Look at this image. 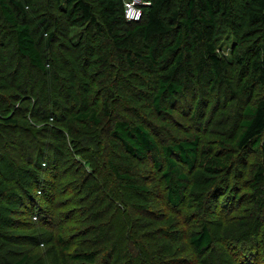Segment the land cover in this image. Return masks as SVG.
I'll return each mask as SVG.
<instances>
[{
    "label": "trees",
    "instance_id": "16d2710c",
    "mask_svg": "<svg viewBox=\"0 0 264 264\" xmlns=\"http://www.w3.org/2000/svg\"><path fill=\"white\" fill-rule=\"evenodd\" d=\"M64 1L71 20L81 27L86 26L90 31L88 33L89 42L79 43V41L75 45L76 48L74 47L78 52L75 55L80 66L88 67L86 64L88 58L85 55L95 51L94 44H90L94 39L91 30H94L96 36L106 31L122 64L130 66L133 65L135 59H139L138 61L152 72L163 69L164 72L155 96V107L158 112L169 115L173 112L167 109L161 110L162 97L169 95L173 98L183 93L185 81L176 82L175 76L181 67H184L182 75H185L186 71L192 67V56L201 47L204 53L195 68L196 74L209 69L213 77L211 85L213 88L226 83L233 96H241L233 80H227V75L232 72L230 64L217 53V39L221 23L224 22L232 27L240 20L239 12L234 4L235 0H145L150 5L145 7L143 20L139 23H131L125 19L124 0H98L102 10L99 13L100 18L96 17L94 9L85 0H57L58 7H64ZM0 12L6 27L14 37L17 57L13 55L9 58L8 66L5 65L0 70L2 74L0 81H4L6 86L13 88L16 93L25 94L24 101H34L31 104L32 108L27 110V113L30 111L31 117L29 125L22 124L15 116L0 114V162L5 161L9 163V166L10 164L15 165L22 173L6 182L5 188L0 190V241L6 243L0 244V252L5 251L7 244L12 242V237H7L5 232H1V228L16 227L18 224L25 229L28 227L47 229L53 226L57 219L60 224L53 226L56 236L54 241L59 248L62 264H72V262L103 264V247L99 248L103 245V241L96 242L102 240L105 233H103V225H101L102 228H97L96 226L99 225L93 223L97 221L101 213L103 214V201H101L103 197L98 194L99 189L93 188L95 178L101 171L100 165L103 167V126L112 127L109 131L112 138L118 140L123 150L133 158L140 161L152 158L153 165L161 172L166 184V199L171 207L178 209L188 199L186 190L191 178L185 172V167L191 172L197 171L191 189L193 193L191 207L194 206L195 201L199 207H203L210 194V188L217 187L219 191L224 190V186L217 182L221 174L229 171L230 162L233 161L231 154H225L222 151L215 156H202L199 138L160 148L145 126L132 123L126 115L123 119H113V102L116 100L112 98L108 89L104 102L98 110L90 107L81 110L78 107L75 112L76 95L82 96L81 88L84 83L80 81L81 84L76 86L74 82L73 85L68 77L61 78L58 74L48 70L44 56L38 48L40 40L44 37L48 38L46 47L52 49L55 33H49L48 26H45L41 29L39 40H36L33 30L27 23L25 6L19 0H0ZM242 20L244 24L242 36L255 42L253 49L257 54L252 63L250 84L252 82L263 83L264 0H249ZM44 23H46L45 18L39 21L38 27ZM170 38L172 44L166 47L164 56L157 59L158 48ZM0 48L5 49L1 44ZM17 59H20V62L15 61ZM99 60L103 64V56ZM80 61H84L85 64ZM23 65H26L28 71ZM29 67L41 73L43 77H49L52 83L51 88L38 87V79L31 74ZM83 71H86L85 68ZM184 79L189 80V77L185 75ZM10 80L11 85H9ZM101 82L100 94L103 93V81ZM246 87L248 88L249 84ZM196 109H198V102ZM69 117L73 119V122L92 125L83 131L76 129L78 136H88L82 142L77 143L72 139L75 135L72 129H69V134H67L58 127L56 130L47 126L42 127L43 125L42 128L40 127L41 123H49L50 120L53 126L65 122L64 127L67 129L72 126L66 122ZM49 129L52 132L53 141L46 140ZM263 134L264 100H260L255 105H249L244 109L240 134L231 141L222 140L221 150H226L228 146H233L234 149L242 152L257 149L262 144ZM79 157L87 161V165L91 164L92 170L94 169L93 173L89 172L88 178L85 177L86 172L84 171L87 167L79 164L78 160V162L75 161ZM71 159L76 163H71ZM94 159L97 161L99 159L100 162L94 163ZM20 161L23 164L18 166L17 162L20 163ZM110 167L119 187L134 195H146L150 192L146 184L122 172L117 165L111 164ZM90 180H94V183L88 186ZM252 180V187L255 191L254 201L262 203L261 197L264 194V168L262 166L258 167ZM61 190L62 193L65 192V195L69 193L70 196L58 203V192L60 193ZM218 201V196H214V202L218 203ZM8 203L21 206L23 210L20 209V213L28 214L30 220L19 222L20 219L15 218L19 211L15 208L8 209L11 215L3 214L2 205L6 206ZM120 206V204L117 205V211L120 210ZM186 217L187 225L196 224V227H200L197 233L188 234L186 239L193 250L199 255H205L214 245L210 229L206 224L201 225L198 218L197 221L193 219L194 222H191V216ZM67 225L72 227L70 240H66L63 236ZM90 235L98 239H86L77 244L79 237L86 238ZM250 236L247 237V234L242 237L227 235V249L239 257V264H250L251 260L254 263L259 260V252L257 249L254 250V238ZM25 237L28 238L24 240L36 247L44 246V240L48 239L46 234L41 236L35 233ZM74 243L82 250L78 249L69 254ZM246 250H250L249 254H244ZM112 251L117 252L115 249ZM7 252L9 250L3 253ZM16 253L21 254L17 251ZM22 254L26 255L12 264H25L29 259V254L27 252ZM43 259L44 256L40 255V264ZM175 264H195V261H176Z\"/></svg>",
    "mask_w": 264,
    "mask_h": 264
},
{
    "label": "rangeland",
    "instance_id": "374dc122",
    "mask_svg": "<svg viewBox=\"0 0 264 264\" xmlns=\"http://www.w3.org/2000/svg\"><path fill=\"white\" fill-rule=\"evenodd\" d=\"M19 1L25 6L27 23L33 30L36 40H39L41 29L45 26H48L49 33H55L52 49L46 47L48 38L43 37L38 45L44 56L47 69L58 74L61 78L68 77L73 85L74 82L76 86L81 82L84 83L85 89L83 90V86L81 88L82 96L76 95L75 112L78 107L81 110L88 107L98 110L104 102L108 89L112 98L116 100L113 102V119H123V116L126 115L132 123L145 126L154 136L160 148L199 138L202 156H215L223 151L225 154H231L233 159L230 162L229 171L221 174L218 178L217 183L224 186V190L219 191L217 187L210 188V194L203 207H199L196 201L193 202V207L190 206V202L193 200L191 189L197 171L191 172L185 167V172L191 178L186 190L188 199L181 207L175 209L169 205L166 199V184L161 172L153 165L152 158L145 161L133 158L123 150L118 140L112 138L109 132L112 127L103 126V167L100 165L101 171L97 174L95 183L94 180L88 182V186L94 183L93 188L99 189L98 194L103 197L101 200L103 201V214L101 213L97 221L93 222L99 225L96 226L97 228H102L101 225H103V233H105L103 239L96 242L103 241V245L99 247H103V264H175L176 261L183 260L195 261V264H239V257L227 249V235L231 234L237 237H242L244 234H247V237L251 235L254 238V250L257 249L259 252V260L255 263L251 260L250 264H264V194L261 197L262 203L254 201L255 191L252 187V179L258 167L264 168V134L261 138L262 144L257 149L242 152L237 151L233 146H228L226 150H221L223 148L221 147L222 140L231 141L240 134L244 109L264 100V82L250 84L252 63L257 55L253 49L255 42L242 36L244 29L242 17L249 0H235L234 4L239 12L240 20L232 27L227 26L224 22L221 23L217 39V53L230 64L232 70L227 75V80H233L234 86L241 92V96H233L226 83H221L213 88L211 86L213 77L209 73V69L196 74L195 68L204 53V49L201 47L192 56V67L185 73L189 80H185V75H182L184 67H181L175 76L176 82L185 81L183 93L173 98H170L169 95L162 97L161 110H171L173 111L171 115L158 112L155 107V96L161 75L164 72L163 69L152 72L138 61L139 59H135L133 65L130 66L122 64L118 52L113 47L105 30L103 34H97V36L95 31L91 30L94 39L90 44H94L95 51L85 55L88 58L86 63L88 67L80 66L75 55L77 52L75 45L79 41V43L89 42L88 33L90 31L86 26L81 27L71 20L66 2H63L64 7H58L57 0ZM85 2L92 6L96 17L100 18L99 13L102 10L98 0H85ZM142 7L141 18L136 23L143 20L147 6ZM44 18L46 23L38 27L39 21ZM0 44L5 48H0L1 70L5 65L8 66L9 58L13 55L17 58L14 37L6 27L1 12ZM171 44V38L162 43L158 48L157 59L164 56L166 47ZM5 54L6 56H4ZM102 56L103 64L99 60ZM15 61L20 62V59ZM80 62L85 64L84 61ZM23 66L28 71L26 65ZM29 71L38 79V87L51 88L52 83L49 77H43L41 73L31 67H29ZM101 81H103L102 94L99 92V89L102 88ZM9 85H11V80ZM244 88L246 89L243 91ZM25 97V94L16 93L13 88H8L4 81H0V114L9 117L15 116L22 124H30V111L27 113V110L32 108L31 104L34 101H24ZM197 102L198 109H196ZM66 122L72 126L66 129L65 122L53 126V122L49 120V123H41L40 127L43 125L42 127L47 126L55 130L58 127L67 134H69L68 130L72 129V133L75 134L72 139L77 143L88 137L87 135L78 136L76 129L83 131L92 125L73 122L71 117ZM106 128L107 130H105ZM47 136L46 140L53 141L50 129ZM75 161L87 167L84 170L86 178H88L89 172H94L92 165H87L88 162L83 158H76ZM93 161L94 163L100 162L99 159ZM76 162L71 159V163ZM17 164L20 166L23 163L20 161ZM111 164L117 165L122 172L134 176L141 183L146 184L150 192L146 195H134L119 187L111 171ZM10 166L5 161L0 162V190L5 188L6 182L22 174L15 165L11 166L12 168ZM3 178L5 179L2 180ZM58 194V203L70 196L69 193L66 195L65 192L62 193V190ZM213 195L218 196V203L214 202ZM229 200H231L230 203ZM118 204L121 206L117 211ZM9 208L19 211L15 215V218L20 219L19 222L30 220L28 214L20 213L21 206H14L10 203L6 206L2 205L3 214L8 213ZM115 210L116 213H114ZM187 215L191 216V222L198 218L201 225L206 224L210 229L214 245L205 255H199L193 250L186 239L188 234L197 233L200 229V227H196V224L187 225ZM56 221L53 226L60 224L57 219ZM53 226L47 229L39 227L25 229L17 224L16 227L1 228V232H5L7 237H12V242L8 243L5 249L9 252L3 253L4 250L0 252V264H12L19 261L26 255L22 254L23 252L28 254L32 252L25 264H40V255L44 256L42 264H62L59 248L54 241L56 236ZM66 229L63 236L66 240H70L72 227L67 225ZM34 233L41 236L46 234L48 239L44 240V246L36 247L24 240L28 238L25 236ZM76 236L78 235L76 234ZM86 239L96 240L98 238L90 235L86 238L79 237L76 242L78 244ZM0 244L6 243L0 241ZM78 249L82 250L74 243L69 254ZM16 251L21 254H17ZM249 251L246 250L244 254H249ZM72 264L76 263L72 262Z\"/></svg>",
    "mask_w": 264,
    "mask_h": 264
},
{
    "label": "built area",
    "instance_id": "2783aa9c",
    "mask_svg": "<svg viewBox=\"0 0 264 264\" xmlns=\"http://www.w3.org/2000/svg\"><path fill=\"white\" fill-rule=\"evenodd\" d=\"M150 3H146L145 0H126L124 2V14L128 22H138L142 15V6H149ZM36 220V218H34Z\"/></svg>",
    "mask_w": 264,
    "mask_h": 264
}]
</instances>
